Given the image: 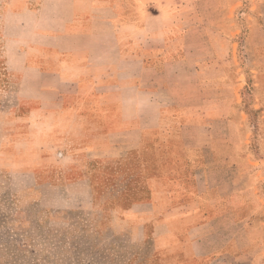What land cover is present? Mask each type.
Returning a JSON list of instances; mask_svg holds the SVG:
<instances>
[{"label":"crops","instance_id":"obj_1","mask_svg":"<svg viewBox=\"0 0 264 264\" xmlns=\"http://www.w3.org/2000/svg\"><path fill=\"white\" fill-rule=\"evenodd\" d=\"M22 2L7 16L35 120L69 150L155 135L158 172L129 214L165 264H264V0Z\"/></svg>","mask_w":264,"mask_h":264},{"label":"rangeland","instance_id":"obj_2","mask_svg":"<svg viewBox=\"0 0 264 264\" xmlns=\"http://www.w3.org/2000/svg\"><path fill=\"white\" fill-rule=\"evenodd\" d=\"M11 1L0 0V264H165L155 232L144 237V216L129 214L158 172L143 148L155 135L130 151L74 137L69 150L63 128L52 135L49 121L35 120L22 31L7 16L23 2ZM242 1L249 14L251 0Z\"/></svg>","mask_w":264,"mask_h":264}]
</instances>
